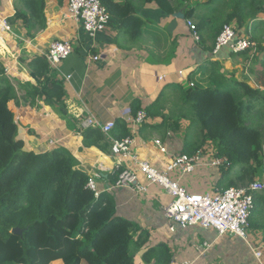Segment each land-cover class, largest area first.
<instances>
[{"label": "trees", "instance_id": "trees-1", "mask_svg": "<svg viewBox=\"0 0 264 264\" xmlns=\"http://www.w3.org/2000/svg\"><path fill=\"white\" fill-rule=\"evenodd\" d=\"M100 1L110 14L111 27L120 32L119 46H146L150 62H171L178 48L172 32L139 13L154 5L166 15L183 12L185 19L180 20L193 21L200 35L197 46L209 56H214L224 27L233 26L256 47L237 54L226 47L218 56L225 49L232 56L247 55L255 49L252 62L262 58L264 67V0ZM25 3L28 13L18 12L15 19L24 20L28 28L38 22L45 29L46 1ZM188 30L192 35L189 27ZM28 66L36 85L12 84L0 63V264H136L137 253L149 243V233L117 217L111 196H95L88 188L90 176L79 168L78 160L67 149L35 153L27 151L18 139L15 114L9 108L11 101L18 100V92L25 103L42 99L64 118L69 117L64 83L47 58L35 57ZM203 66L207 67L203 76L209 74L208 86L201 79L194 81L193 87L174 84L147 107L140 100L133 101L132 113L136 116L145 110L151 120L162 118L160 129L173 133L180 132L182 121L191 122L190 131L197 127L198 133L193 137L190 133L192 140L187 141L181 154L193 156L207 143L212 144L215 155L228 158L229 170L236 172L233 179L224 171V189L248 185L264 176V90L226 74L219 61L206 60ZM131 129L130 123L117 121L111 138L131 136ZM82 136L85 147L95 146L103 152L111 148V138L99 128L84 130ZM123 170L118 167L111 182L115 184ZM257 197L258 214L254 216L252 212L250 218L253 228L259 226V217L264 213L261 198ZM15 229L21 233L14 234ZM171 260L165 245L148 248L143 255L145 264H170Z\"/></svg>", "mask_w": 264, "mask_h": 264}, {"label": "crops", "instance_id": "crops-1", "mask_svg": "<svg viewBox=\"0 0 264 264\" xmlns=\"http://www.w3.org/2000/svg\"><path fill=\"white\" fill-rule=\"evenodd\" d=\"M45 1L47 27L41 29L38 22L28 28L24 20L15 19L18 12L28 13L25 0H0V63L12 84L36 85L28 65L35 57H46L52 42L66 39L74 45V52L60 63L59 68L50 66L64 83L68 118L46 105L42 99H37L34 104L25 103L20 92L18 100L9 103L19 128L18 139L23 141L25 149L35 153L67 149L78 160L83 172L90 177L100 176L96 179L98 188L115 200L116 216L139 225L149 233V243L137 253L136 264H145L143 255L146 250L160 245L170 250V264H264V249L260 250L262 256L258 259L252 242L248 240L233 235L219 237L216 230L199 226L187 229L176 227L164 211L172 197L158 186H150L146 193H137L129 188H111L114 185L111 179L118 167L138 170L133 156L119 158L111 148L103 152L95 146L85 147L83 131L101 128L81 127V123L90 117L101 125L121 120L131 124L125 118V111L129 109L131 117H136L132 113V102L140 100L144 107L155 103L162 92H168L172 85L180 84L175 74L179 70H190V81L201 79L203 85L208 86L209 74L203 76V70L207 69L203 66L206 60L219 61L226 74H233L236 80H247L253 88L264 90L259 82L261 77L262 81L264 78L262 58L252 62L255 49L247 55L232 56L229 49H225L219 56H209L197 46L188 30L187 21L166 15L154 5H148L139 13L172 32L178 44L176 57L171 62L154 63L150 62L151 57L144 45L141 48L132 47L129 43L126 48L119 46L120 32L111 26L96 37H90L80 24L65 18L68 0H64L63 4L58 0ZM261 18L264 19V15ZM105 53L117 59L110 62L94 60L95 56ZM161 77H165V80H161ZM193 77L194 80H191ZM162 121V118H149L136 129L132 127L131 136L135 139L133 155L140 161L165 170L170 160L183 152L191 138V122L182 121L180 132L173 133L160 129ZM192 130L193 133L198 132L197 127ZM158 140L167 148L166 153L161 152L156 144ZM198 153L206 162L216 156L214 145L209 143ZM229 169L204 166L184 177L181 183L189 192L197 194L225 190L224 171L230 173V178H236L235 171ZM257 196L261 198V207H264V193ZM259 223L262 225L251 227V231L261 234L264 244V213L259 217ZM172 226H175V232L171 231Z\"/></svg>", "mask_w": 264, "mask_h": 264}, {"label": "built area", "instance_id": "built-area-1", "mask_svg": "<svg viewBox=\"0 0 264 264\" xmlns=\"http://www.w3.org/2000/svg\"><path fill=\"white\" fill-rule=\"evenodd\" d=\"M66 6L65 18L80 24L90 37H96L99 33L107 31L111 26L110 14L100 0H68ZM187 25L192 31L193 39L198 43L200 35L196 31V25L193 21H187ZM237 36L239 40L235 43ZM226 47H230L237 54L255 48L256 44L251 42L248 37L241 36L233 26L227 25L217 39L213 55L217 56ZM73 52L74 45L72 41L58 40L51 43L46 58L52 68H59L60 63ZM113 59L117 58L109 57L107 53L94 57L95 61L107 60L110 62ZM175 74L180 84L194 86V82L189 80L192 74L190 70H179ZM160 79L165 80V77ZM125 118L136 129L149 120V115L145 110H141L135 118H132L130 110L127 109ZM81 124L82 128L99 126L102 132L110 138L111 132L116 126L115 121L101 125L93 117L86 119ZM111 141L113 154L119 158L133 156L138 169H124L111 188H129L137 193H146L150 186H158L172 197L171 202L165 207L164 211L166 217L173 221L177 225L176 227L187 229L199 226L204 229L216 230L219 237L233 235L247 241V230L250 226L252 212L256 207V196L264 193V179L257 178L245 187H229L214 193H191L181 184L184 177L192 175L204 166L230 168L229 159L215 156L210 162H206L199 153L193 156L179 154L170 160L165 170H162L149 162L140 161L136 155H133L135 144L133 136L120 140L111 138ZM156 144L161 152H167V148L162 145L160 140ZM173 176H176V178H173ZM97 177L100 176L90 177L88 188L94 191L96 197H99L101 191L97 185ZM171 231H176L175 226L171 227ZM254 251L256 257L260 259L262 253Z\"/></svg>", "mask_w": 264, "mask_h": 264}, {"label": "rangeland", "instance_id": "rangeland-1", "mask_svg": "<svg viewBox=\"0 0 264 264\" xmlns=\"http://www.w3.org/2000/svg\"><path fill=\"white\" fill-rule=\"evenodd\" d=\"M202 2H204V1H206V0H201ZM259 82L260 83H263L264 82V78H263V81H262V77H261V79L259 80ZM190 133L192 134V135H196L198 132H195V133H193V131H190ZM190 140H192V137L188 140L189 142H190ZM234 171V170H233ZM234 173H236V172H234ZM232 174V173H231ZM173 178H176V176H173ZM260 179H264V176L262 177V178H260ZM247 184H244V185H239V186H232V187H245ZM253 214H254V216H257V214H258V212H257V206H256V209L253 211ZM259 224H261L262 225V223H259ZM252 229H251V227L249 226V228H248V230H247V240L251 243V245H252V247H253V249H259V250H256V251H260V250H262L263 251V249H264V244H263V242L261 241V234H259V233H252V231H251ZM252 239H253V241H252ZM261 252V251H260ZM262 253V252H261ZM53 264H64L62 261H61V263H53ZM82 264H87L86 262H83Z\"/></svg>", "mask_w": 264, "mask_h": 264}, {"label": "water", "instance_id": "water-1", "mask_svg": "<svg viewBox=\"0 0 264 264\" xmlns=\"http://www.w3.org/2000/svg\"><path fill=\"white\" fill-rule=\"evenodd\" d=\"M174 16H175L176 18H179V19H185V14H184L183 12L175 13ZM238 40H239V37L237 36V37L235 38V41H234V42L237 43ZM13 233H14V234H20V233H21V230H19V229H15V230L13 231Z\"/></svg>", "mask_w": 264, "mask_h": 264}]
</instances>
